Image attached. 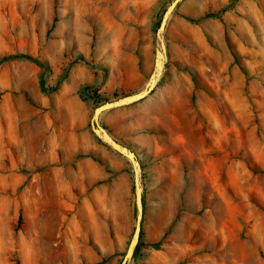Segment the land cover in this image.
I'll return each instance as SVG.
<instances>
[{"label": "rangeland", "instance_id": "obj_1", "mask_svg": "<svg viewBox=\"0 0 264 264\" xmlns=\"http://www.w3.org/2000/svg\"><path fill=\"white\" fill-rule=\"evenodd\" d=\"M172 1L0 0V58L39 60L0 64V264L122 263L134 168L91 120L146 87ZM165 40L153 92L100 119L142 167L128 264H264V0H181Z\"/></svg>", "mask_w": 264, "mask_h": 264}, {"label": "water", "instance_id": "obj_2", "mask_svg": "<svg viewBox=\"0 0 264 264\" xmlns=\"http://www.w3.org/2000/svg\"><path fill=\"white\" fill-rule=\"evenodd\" d=\"M181 0H173L171 4L168 6L165 11L163 18L160 22L158 33L163 32L166 29V25L168 22V16L173 13L177 5ZM168 61L167 48L166 45L162 42L160 48L156 50L154 69L150 75L148 83L146 87L134 94H129L124 97L118 98L112 101H106L103 104H100L94 109L91 125L92 130L102 141L111 146L115 151L125 156L132 164L134 168V183H135V197H136V208H137V218L136 225L132 235V238L127 247L126 253L122 260L121 264H128L132 261L134 257V253L136 247L140 241L141 233H142V221L144 216V199H143V185H142V167L137 158V155L134 151H132L129 147L120 143L116 140L109 131L101 124L100 119L102 114L112 108L121 107L125 105H129L138 101L143 100L147 97L153 90L156 88L158 80H156L157 75L163 74L165 65Z\"/></svg>", "mask_w": 264, "mask_h": 264}, {"label": "trees", "instance_id": "obj_3", "mask_svg": "<svg viewBox=\"0 0 264 264\" xmlns=\"http://www.w3.org/2000/svg\"><path fill=\"white\" fill-rule=\"evenodd\" d=\"M207 16H215V14L214 13H210ZM188 19L192 20V21H196V20H193L191 18H188ZM13 59H27V60L39 62V60L37 58L33 57L30 54L18 53V54H9V55L3 56L2 58H0V64L3 63V62L9 61V60H13ZM143 199H144V196H143ZM141 240H142V233H141L140 241H139V243H138V245L136 247L134 256L137 254V252L141 248V245H142V241ZM96 264H103V261L102 262H98Z\"/></svg>", "mask_w": 264, "mask_h": 264}, {"label": "bare ground", "instance_id": "obj_4", "mask_svg": "<svg viewBox=\"0 0 264 264\" xmlns=\"http://www.w3.org/2000/svg\"><path fill=\"white\" fill-rule=\"evenodd\" d=\"M126 1H129V0H126ZM123 3V2H122ZM135 3V2H134ZM125 4V3H124ZM133 4V3H132ZM171 4V3H170ZM128 7V6H127ZM127 9V8H126ZM96 10V9H95ZM90 11V10H89ZM118 11V10H117ZM116 11V12H117ZM120 11V10H119ZM126 11V10H125ZM129 11V10H128ZM88 12V11H87ZM122 12V11H121ZM93 13H95L94 12V10H93ZM96 13H97V11H96ZM95 13V14H96ZM119 13V12H118ZM117 13V14H118ZM127 14H128V12H126ZM86 15V14H85ZM105 15V14H104ZM124 15V14H123ZM122 15V16H123ZM94 16H96V15H94ZM125 16H126V14H125ZM128 16V15H127ZM131 16V15H130ZM170 16H171V14L168 16V20H169V18H170ZM86 17V16H85ZM90 18V17H89ZM96 18V17H95ZM101 18V17H100ZM110 18V17H109ZM118 19V18H117ZM128 19V18H127ZM101 20V19H100ZM114 20H115V18H114ZM113 20V21H114ZM123 20V19H122ZM126 20V19H125ZM136 20V19H135ZM103 21V20H102ZM108 21H110V19L108 20ZM105 22V21H104ZM112 22V21H111ZM109 24H111V23H109ZM115 24V23H114ZM111 25H113V23L111 24ZM117 25V24H116ZM126 25V24H125ZM112 28H114V27H112ZM157 38H158V48H160L161 47V45H162V42L164 43V45H166V40H165V30L163 31V32H159L158 33V30H157ZM167 48V47H166ZM163 75V74H162ZM162 75H160V77L157 75V77H156V80H160L161 79V77H162Z\"/></svg>", "mask_w": 264, "mask_h": 264}]
</instances>
